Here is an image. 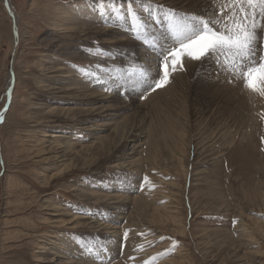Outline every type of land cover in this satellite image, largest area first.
Wrapping results in <instances>:
<instances>
[{
  "label": "rangeland",
  "instance_id": "obj_1",
  "mask_svg": "<svg viewBox=\"0 0 264 264\" xmlns=\"http://www.w3.org/2000/svg\"><path fill=\"white\" fill-rule=\"evenodd\" d=\"M160 1L0 0V264H264V96L226 98L196 62L171 73L172 104L149 102L154 81L100 31L149 49L173 12L194 16ZM136 126L140 144L114 152Z\"/></svg>",
  "mask_w": 264,
  "mask_h": 264
},
{
  "label": "snow or ice",
  "instance_id": "obj_2",
  "mask_svg": "<svg viewBox=\"0 0 264 264\" xmlns=\"http://www.w3.org/2000/svg\"><path fill=\"white\" fill-rule=\"evenodd\" d=\"M214 15L215 18H203L177 16L173 12L164 38L168 46L160 45L162 61L158 65V78L149 77L146 66L132 69L130 75L141 83L152 79L154 82L147 87L156 91L169 83L171 73L184 70L185 58L210 61L226 70L235 81H242L243 88L250 93L264 96V44H258V29L260 22H264V0H229ZM129 16L136 22L133 23L136 38L147 43L148 37L141 35L143 25L137 13L130 9ZM145 264L152 262L145 261Z\"/></svg>",
  "mask_w": 264,
  "mask_h": 264
},
{
  "label": "bare ground",
  "instance_id": "obj_3",
  "mask_svg": "<svg viewBox=\"0 0 264 264\" xmlns=\"http://www.w3.org/2000/svg\"><path fill=\"white\" fill-rule=\"evenodd\" d=\"M218 1L219 0H166V1H164V0H161L160 2H168V4H171L172 5V8H175V7H177V9L178 8H183V7H186V6H189L190 7V11L191 12H194L193 14H194V16L196 17V16H201V15H210V16H214L213 18H215V15H214V13H215V11H218L219 9H220V6H221V4L219 3L218 4ZM114 2V1H113ZM156 2V1H155ZM220 2V1H219ZM103 3V2H102ZM223 7H226L227 5H228V3H229V0H225V1H223ZM106 4V3H105ZM104 4V5H105ZM167 4V5H168ZM139 5V4H138ZM158 5V4H157ZM104 7V6H103ZM107 7V6H106ZM144 8V7H143ZM170 8V7H169ZM187 9V8H186ZM10 10V9H9ZM152 10V9H151ZM172 10V9H171ZM13 11V10H12ZM164 11V10H163ZM178 11V10H177ZM189 11V12H190ZM158 12V11H157ZM187 12V11H186ZM121 13V12H120ZM120 13H114V14H116L117 16H120L121 18L120 19H125V17L126 16H124L123 14L122 15H119ZM125 13H126V11H125ZM128 13V12H127ZM11 14L12 15H14L12 12H11ZM94 14V15H93ZM93 14H91V16L93 17V18H98V16L95 14V13H93ZM111 14V13H110ZM107 15V18H108V16H110L109 14H106ZM112 15V14H111ZM154 15V14H153ZM186 15V14H185ZM151 16V15H150ZM183 16V15H182ZM15 17V16H14ZM90 17V16H89ZM101 17V16H100ZM128 17L130 18V16L128 15ZM154 17V16H153ZM190 17H192V16H190ZM155 18H156V16H155ZM155 18H153V19H155ZM157 19V18H156ZM169 20V19H168ZM168 20H164L165 21V23L163 24V27L164 26H167L168 27ZM150 21V19H148V22ZM122 23L121 22V20H118V19H115V20H112V23H115V24H119V23ZM133 22H135V21H133ZM154 22V21H153ZM136 23V22H135ZM157 23H158V20H157ZM124 24H126L125 22H124ZM147 26H150V24L149 23H147L146 24ZM117 28H114V29H111V28H107V27H105V28H103V29H101L100 31L102 32V33H106V34H108L109 32H111V33H113V37L114 38H118V37H120L121 39H122V41L121 42H123V43H125V50L127 49L128 51H130L131 52V54H132V56H134V59H133V57H130V58H132L133 60H135V64H137L136 66L137 67H140V66H146L148 69H149V71H148V74H150L152 77H155V75L157 76V71H158V65H159V60L161 59L159 56V53H160V44H164V38H165V35H167L168 34V32H166V30L165 29H163V27H162V25H161V28L162 29H160V30H156L155 31V33H153L152 34V37L154 38V40L150 43V46H149V49H144V48H142L138 43V45L136 44V43H134V41H132V39H135V38H132L131 40L129 39V38H126V35L124 34L125 33V31H127V30H125L124 28H118V26H116ZM166 27V28H167ZM260 30H258V32H259V38H260V44H262L264 41V22H260ZM97 30V29H96ZM98 31H99V29H98ZM97 32V31H96ZM96 32H94V33H96ZM128 32V31H127ZM97 34V33H96ZM95 34V35H96ZM105 34V35H106ZM130 35V34H129ZM90 36V35H89ZM111 36H112V34H111ZM143 36V35H142ZM88 37V36H87ZM101 37V36H100ZM105 37V36H104ZM120 38H118V39H120ZM158 38L159 39H161V42H158ZM104 39V38H103ZM106 39V38H105ZM107 40H105V42H106ZM116 41V40H115ZM115 41H113V42H115ZM137 41V40H136ZM109 42V41H108ZM112 42V43H113ZM138 42V41H137ZM157 42H158V44H157ZM12 45L14 46V43H13V40H12ZM120 45V44H119ZM113 46L115 47V45L113 44ZM154 46H156V49H154ZM164 46H166V44H164ZM119 47V46H118ZM12 48H14V47H12ZM116 48V47H115ZM120 48V47H119ZM113 49V48H112ZM122 49V48H121ZM110 50V49H109ZM118 50V49H117ZM123 51V50H122ZM196 62H197V66H199V65H204V68L206 69L207 68V66H209V70H213L215 67H216V69H215V72H220V73H218V74H220V76H218L217 77V79H220V80H228V81H230V80H232L233 82H229V84L227 83V85H225V87H226V90H225V92L223 93V96L224 97H226V98H230V99H235V100H241V102H246L247 101V97L249 96V93L247 92L246 93V91H244V89H243V83H242V81H235L234 80V78L233 77H228V73H227V71L226 70H223V69H221V68H218L217 66H216V64L214 63V62H211L212 63V65L210 64V62L209 61H203V63H202V61H192V60H190V59H188V58H185L184 59V70H185V68H188V69H190L191 67H194L195 66V64H196ZM202 63V64H201ZM134 67V66H133ZM203 69V68H202ZM204 70V69H203ZM208 70V69H207ZM209 72V71H208ZM70 73H72L71 71H70ZM205 73V72H204ZM212 73V72H211ZM210 73V74H211ZM225 74H226V77H225ZM101 75V74H100ZM191 75V74H190ZM176 76V75H175ZM204 77H206V79H207V77H209L208 75H204ZM203 77V78H204ZM213 77V76H212ZM128 78V77H127ZM156 78V77H155ZM190 79L192 78V77H189ZM181 79H183V78H181ZM205 79V78H204ZM178 80V79H177ZM86 81V80H85ZM89 81V80H88ZM153 81V80H152ZM152 81H150V82H152ZM191 81V80H190ZM227 81V82H228ZM95 82V81H94ZM149 82V83H150ZM153 83V82H152ZM90 84V83H89ZM175 84H177L176 82H174V80L172 81V77H170V80H169V83L167 84V85H165L164 87H162V88H159V89H157L156 91H154V93L155 94H153L152 93V91H150L149 93H152L153 95H151V96H149V97H151V99H149V102H158V104L159 105H161L162 106V104H160V102L162 103H168L169 102V104L171 103L172 104V102H170L169 101V99L171 100L172 99V97H173V99H174V96H176L173 92L175 91L174 90V88H176V86H175ZM186 84H187V82H186ZM214 85H216V84H214ZM93 86V85H92ZM105 86V85H104ZM106 87V86H105ZM104 87V88H105ZM10 88V87H9ZM86 88L88 89V88H90V87H88V86H86ZM101 88V87H100ZM116 89V88H115ZM209 89V88H208ZM86 92H87V90H86ZM177 94V93H176ZM184 94V93H183ZM207 95H208V97H210L211 99H214L211 95H209L208 93H206ZM253 94V93H252ZM185 95H186V93H185ZM184 95V96H185ZM110 96V95H109ZM113 96V95H112ZM147 96V95H146ZM254 96V95H253ZM118 97L120 98V96H115L114 97V99H115V101H117V102H115V103H118V109H120V110H128L129 109V105H127L126 104V101H127V99H126V101H124V102H120L119 100H118ZM250 97V96H249ZM252 97V96H251ZM145 98V97H144ZM146 98H148V97H146ZM145 98V99H146ZM184 98V97H183ZM121 99V98H120ZM101 100H102V98H101ZM104 100V99H103ZM113 100V99H112ZM121 100H125V98L124 99H121ZM106 101V100H105ZM132 101V100H131ZM109 102V101H108ZM113 102V101H112ZM111 102V103H112ZM252 102V101H251ZM250 102V103H251ZM114 103V102H113ZM114 103V104H115ZM111 105H113V104H110V106ZM253 105V104H252ZM115 106H117V105H115ZM246 106L250 109V108H252V107H249L250 105H248V103L246 104ZM113 107H114V105H113ZM115 110V109H114ZM117 110V109H116ZM75 121H77V120H75ZM132 126V125H131ZM125 128V127H124ZM123 128V129H124ZM119 129V128H118ZM122 129V130H123ZM132 127H131V129L130 128H128L126 131H124V133H121V134H123V136H122V138L121 139H119L118 140V144H116V145H114V148H113V151L114 152H120V154L121 153H125V152H130L131 150H132V145L133 144H136V143H139L138 142V140L141 138V136H142V132L141 131H143L139 126H136V128L132 131ZM153 133V132H152ZM151 132H150V134L151 135H153ZM119 135V134H118ZM144 135V134H143ZM150 135V136H151ZM43 136H45V134L43 135ZM56 136V135H55ZM120 136V135H119ZM149 136V135H148ZM148 136L146 137V139H147V141L148 140H150L151 138H152V136H151V138H149L148 139ZM62 137V136H61ZM118 137V136H117ZM58 139V138H57ZM118 139V138H117ZM141 140V139H140ZM117 141V140H116ZM140 144V143H139ZM56 145V144H55ZM64 148V150H60L61 151V157H59L60 156V154H57V157L58 158H64V156H66V154L67 153H69L70 152V148H71V146L70 145H67V146H65V147H63ZM118 155V154H117ZM123 155H125V154H123ZM121 157V156H120ZM127 157H129V156H127ZM118 158V157H117ZM131 165V164H130ZM150 195V194H149ZM108 197V196H107ZM113 200H115L116 201V203L117 204H120V203H122V201H124L123 203H122V205H124V207L125 206H132V205H130V203L132 202V201H134V203L138 200V199H134V200H132V199H130L129 197H128V199H125V198H118V197H113L112 198ZM137 203H139V202H136V204ZM116 204V205H117ZM120 207V206H119ZM63 216H65V217H70L69 215H64L63 214ZM79 220V218L78 217H72L70 220L68 219V220H66V221H64V223L65 222H69V224H75V222H76V224H79L80 223V221H78ZM102 226V225H101ZM115 234V233H114ZM129 251V250H128ZM129 254H131V253H129ZM137 256V255H136ZM141 256V255H140ZM82 263V262H81Z\"/></svg>",
  "mask_w": 264,
  "mask_h": 264
},
{
  "label": "water",
  "instance_id": "obj_4",
  "mask_svg": "<svg viewBox=\"0 0 264 264\" xmlns=\"http://www.w3.org/2000/svg\"><path fill=\"white\" fill-rule=\"evenodd\" d=\"M12 83H13V79H12Z\"/></svg>",
  "mask_w": 264,
  "mask_h": 264
}]
</instances>
